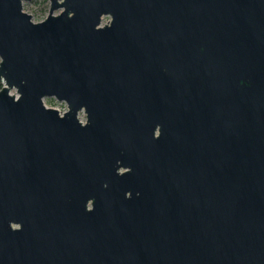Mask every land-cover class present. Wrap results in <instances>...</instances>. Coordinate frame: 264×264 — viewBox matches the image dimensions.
<instances>
[{
    "label": "water",
    "instance_id": "water-1",
    "mask_svg": "<svg viewBox=\"0 0 264 264\" xmlns=\"http://www.w3.org/2000/svg\"><path fill=\"white\" fill-rule=\"evenodd\" d=\"M23 1L0 0V264H264V0Z\"/></svg>",
    "mask_w": 264,
    "mask_h": 264
},
{
    "label": "rangeland",
    "instance_id": "rangeland-1",
    "mask_svg": "<svg viewBox=\"0 0 264 264\" xmlns=\"http://www.w3.org/2000/svg\"><path fill=\"white\" fill-rule=\"evenodd\" d=\"M24 8H30L32 17H44L48 14L50 8V0H24L23 1ZM59 10H56L58 12ZM110 19L109 15H105L103 17V21ZM4 83L0 81V86ZM1 88V87H0ZM14 90V89H13ZM46 101L60 108V110L64 111L67 109V103L65 101H60L55 97H46ZM84 117L86 118V114L84 111H81Z\"/></svg>",
    "mask_w": 264,
    "mask_h": 264
},
{
    "label": "flooded vegetation",
    "instance_id": "flooded-vegetation-1",
    "mask_svg": "<svg viewBox=\"0 0 264 264\" xmlns=\"http://www.w3.org/2000/svg\"><path fill=\"white\" fill-rule=\"evenodd\" d=\"M81 111H84V110H81ZM81 111L79 112V116H80ZM84 112H85V111H84ZM85 114H86V113H85ZM81 120L85 121L86 119H85V120H84V119H81Z\"/></svg>",
    "mask_w": 264,
    "mask_h": 264
},
{
    "label": "built area",
    "instance_id": "built-area-1",
    "mask_svg": "<svg viewBox=\"0 0 264 264\" xmlns=\"http://www.w3.org/2000/svg\"><path fill=\"white\" fill-rule=\"evenodd\" d=\"M65 111V110H64ZM60 112H63L62 110H60Z\"/></svg>",
    "mask_w": 264,
    "mask_h": 264
},
{
    "label": "trees",
    "instance_id": "trees-1",
    "mask_svg": "<svg viewBox=\"0 0 264 264\" xmlns=\"http://www.w3.org/2000/svg\"><path fill=\"white\" fill-rule=\"evenodd\" d=\"M1 87V86H0Z\"/></svg>",
    "mask_w": 264,
    "mask_h": 264
}]
</instances>
